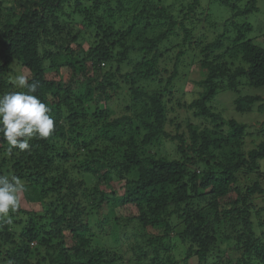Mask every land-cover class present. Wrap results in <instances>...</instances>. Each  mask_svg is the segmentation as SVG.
Returning <instances> with one entry per match:
<instances>
[{"label": "trees", "instance_id": "16d2710c", "mask_svg": "<svg viewBox=\"0 0 264 264\" xmlns=\"http://www.w3.org/2000/svg\"><path fill=\"white\" fill-rule=\"evenodd\" d=\"M210 1L232 17L188 95L173 89L185 52L168 76L162 65L202 0H0V95L26 91L17 63L55 122L29 150L0 139V175L40 206L0 216V264H264V122L253 134L231 116L264 115V95L244 89L264 87L249 36L260 0Z\"/></svg>", "mask_w": 264, "mask_h": 264}, {"label": "rangeland", "instance_id": "374dc122", "mask_svg": "<svg viewBox=\"0 0 264 264\" xmlns=\"http://www.w3.org/2000/svg\"><path fill=\"white\" fill-rule=\"evenodd\" d=\"M173 2L174 0H166L165 3L169 6V5H172ZM259 7H260L259 13L251 15L249 17V20L254 25V31L249 36L251 39L254 40L256 44L264 46V0L259 1ZM198 11L199 12L197 16L193 17L194 19L193 25L188 22L190 27L195 28V31L193 32V37L190 38L187 45H185V47L183 48L180 47V44L183 43V39H182L183 34H181L182 32H180L182 37H180V35L175 36L169 42H167L165 46L167 50L170 49L169 51L170 54L168 56L169 59L167 58L168 61L166 65H162V67L167 68L168 70L167 76H168L169 74H171V71L174 69V60L177 54L182 50L185 52V55L181 59L179 70H178L179 78H177L175 82L176 83L175 87L173 89L174 91L181 92L183 94L186 93L188 95L191 93L197 92L199 90L195 81L203 79L206 75V71L203 70L200 66L203 60V56L200 55L201 48L204 45L211 43V41H213V39L216 36H218L219 33L222 32V24L232 17V12H230L228 9L224 7H221L220 5L213 4V2L210 0H202V5ZM209 20L212 23L218 24V26L216 27V31L213 30L212 33H209V31H207L205 28L203 29V26H202L204 23L208 22ZM196 49L198 50L196 51ZM189 50H192V51H189ZM223 52L224 51L222 50L214 51L213 54L214 56H219V55L223 56ZM226 59L230 63L234 62V59L230 58L229 56H226ZM236 63L239 64V61H237ZM237 64H235V66H237ZM17 65H18L17 63L14 64L16 75L23 74L26 77L30 76L29 71L27 69L17 66ZM234 68H237V67H234ZM244 89H246L245 93L249 92L251 95H256V94L264 95V87L259 88V89L251 88V87H244ZM229 96L233 98V94H230V93H224V94L221 93L218 98L220 99L219 100L220 104L226 105L228 108L231 109L232 107L231 105L233 104L232 102L234 101V99L230 98ZM231 116L235 118H240L241 121H245L249 118L247 120V122H249V125L251 126L249 130L253 134H255V132H257L262 127L261 124L264 122V115H261V114L240 115L238 113L233 112ZM252 141H253L252 137L247 138L246 143L248 145V149H251L255 146V144H253ZM245 177L246 176L242 178V182L244 181ZM239 186L243 187V184L239 183ZM243 191L245 190L243 189ZM19 204L21 205L23 209H26L28 211L40 209V206L27 204L21 194H20ZM133 207L134 206H127L125 208H121V214L125 215V214L130 213ZM258 216L261 220H264V213L259 212ZM257 220L258 219L256 216V221ZM262 228L264 229V226ZM35 244L36 243H33L32 245L34 246Z\"/></svg>", "mask_w": 264, "mask_h": 264}, {"label": "clouds", "instance_id": "9594fccd", "mask_svg": "<svg viewBox=\"0 0 264 264\" xmlns=\"http://www.w3.org/2000/svg\"><path fill=\"white\" fill-rule=\"evenodd\" d=\"M14 83L26 91L0 95V139L7 141L9 153L14 148L29 150L32 138H48L55 125L50 115L51 109L33 94L37 91L38 83H29L23 74H17ZM23 191L24 186L18 177L0 175V216H7L18 208Z\"/></svg>", "mask_w": 264, "mask_h": 264}]
</instances>
